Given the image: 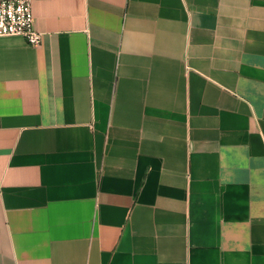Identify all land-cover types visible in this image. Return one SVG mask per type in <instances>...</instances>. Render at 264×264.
<instances>
[{
    "label": "crops",
    "instance_id": "1",
    "mask_svg": "<svg viewBox=\"0 0 264 264\" xmlns=\"http://www.w3.org/2000/svg\"><path fill=\"white\" fill-rule=\"evenodd\" d=\"M0 37V264H264V0H30Z\"/></svg>",
    "mask_w": 264,
    "mask_h": 264
},
{
    "label": "built area",
    "instance_id": "2",
    "mask_svg": "<svg viewBox=\"0 0 264 264\" xmlns=\"http://www.w3.org/2000/svg\"><path fill=\"white\" fill-rule=\"evenodd\" d=\"M0 37H22L33 47L41 45L43 34L35 27L30 0H0Z\"/></svg>",
    "mask_w": 264,
    "mask_h": 264
}]
</instances>
